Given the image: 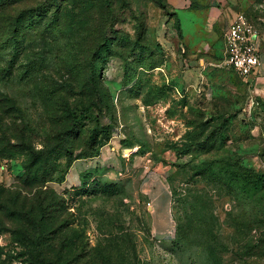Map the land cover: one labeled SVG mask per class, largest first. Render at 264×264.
<instances>
[{
	"label": "rangeland",
	"instance_id": "374dc122",
	"mask_svg": "<svg viewBox=\"0 0 264 264\" xmlns=\"http://www.w3.org/2000/svg\"><path fill=\"white\" fill-rule=\"evenodd\" d=\"M220 55L164 0H0V264H264V98Z\"/></svg>",
	"mask_w": 264,
	"mask_h": 264
},
{
	"label": "crops",
	"instance_id": "0c3cea01",
	"mask_svg": "<svg viewBox=\"0 0 264 264\" xmlns=\"http://www.w3.org/2000/svg\"><path fill=\"white\" fill-rule=\"evenodd\" d=\"M178 24L183 47L189 52L224 53L223 32L235 14L264 8V0H164ZM247 19L258 32L260 63L244 80L249 82L254 95L264 98V35L248 15ZM150 210L157 213L156 233L163 234L170 227L168 191L150 194ZM163 209V213L161 209ZM160 212V213H159Z\"/></svg>",
	"mask_w": 264,
	"mask_h": 264
},
{
	"label": "built area",
	"instance_id": "2783aa9c",
	"mask_svg": "<svg viewBox=\"0 0 264 264\" xmlns=\"http://www.w3.org/2000/svg\"><path fill=\"white\" fill-rule=\"evenodd\" d=\"M222 65L247 78L260 63L258 32L242 12L235 14L223 32Z\"/></svg>",
	"mask_w": 264,
	"mask_h": 264
},
{
	"label": "trees",
	"instance_id": "16d2710c",
	"mask_svg": "<svg viewBox=\"0 0 264 264\" xmlns=\"http://www.w3.org/2000/svg\"><path fill=\"white\" fill-rule=\"evenodd\" d=\"M178 26V24H177ZM179 29V28H178ZM261 182V178L258 176L256 177V181H255V188L258 190L259 189V186L258 184ZM33 264H52L51 262H48V261H44L43 259L41 258H37V256L35 257V261H33Z\"/></svg>",
	"mask_w": 264,
	"mask_h": 264
}]
</instances>
